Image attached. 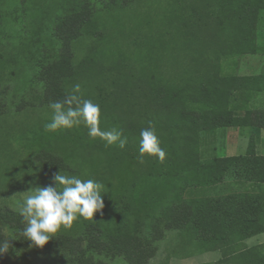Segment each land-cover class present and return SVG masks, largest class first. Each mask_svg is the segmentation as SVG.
<instances>
[{
	"label": "rangeland",
	"instance_id": "obj_1",
	"mask_svg": "<svg viewBox=\"0 0 264 264\" xmlns=\"http://www.w3.org/2000/svg\"><path fill=\"white\" fill-rule=\"evenodd\" d=\"M87 5L102 10L105 25L94 26L66 54L53 30L67 11L85 10ZM259 6L247 2L243 12L237 0H140L124 13L114 0H0V205L19 211L27 191L56 187L54 176L60 172L102 184L109 176L106 166L112 153L90 142L85 127L51 133L44 130L52 115L49 104L42 100L46 80L66 83L69 90L80 83L83 98L100 105L101 122L123 129L133 122V111L143 105L148 111L157 108L160 87L165 90L190 75L211 72L256 80V91L249 99L240 94L232 101L246 122L207 133L190 165L197 171L193 183L198 187L179 175L177 181L166 183L165 197H203L213 210L228 212L243 225L251 219L264 221V5ZM180 19L181 38L172 54L160 61V79L148 75L153 71L143 76L147 71L145 49L137 44L142 32L165 27L174 31ZM236 35L243 36L246 49L228 57L213 56V60L198 64L187 49L189 37L216 46ZM51 155L63 157L67 168L49 171ZM134 167L136 170L137 165ZM128 169L133 171V164ZM113 178L111 187H104L103 197L123 188V180ZM107 205L94 220L79 218L53 239L80 236L91 225L109 229L121 215L116 212L111 218L109 213L124 203H112L110 212ZM5 231L10 245L4 264H62L47 244L41 248L30 241L15 249L10 231ZM179 242L176 232H169L150 264H210L229 253L224 247L186 257L177 252ZM250 248L264 254V231L245 234L237 250ZM97 258L109 264H128L121 257Z\"/></svg>",
	"mask_w": 264,
	"mask_h": 264
},
{
	"label": "trees",
	"instance_id": "obj_2",
	"mask_svg": "<svg viewBox=\"0 0 264 264\" xmlns=\"http://www.w3.org/2000/svg\"><path fill=\"white\" fill-rule=\"evenodd\" d=\"M139 1L121 0L120 3L119 0H114L124 13L128 12L132 3L134 5ZM247 2L254 7L264 5V0H237V6L245 12ZM108 5L113 6V3L109 2ZM101 12L102 10L97 11L96 7L87 5L85 10L67 11L62 16L53 35L60 41L64 53H69L74 42L89 33L94 26L105 25ZM182 21H178L174 31L166 30L165 27L155 32H142L137 44L145 49L143 58L147 63V71L143 76L153 71L148 75L160 79V61L172 54L175 43L181 38L178 31ZM195 40L199 43L189 37L187 49L198 64L213 60V56L219 59L232 53L238 54L247 46L242 35H236L229 42L216 46L197 36ZM42 85L46 86L42 100L47 104L62 101L70 91L65 86L66 83L56 79L46 80ZM256 86V80L251 77L211 72L201 76L190 75L184 82L167 85L165 90L160 87L155 110L148 111L143 105L144 107L133 111V122L123 127L127 137V144L123 149L118 144L105 146V142L99 138L93 140L89 137L90 142L98 143L101 149L112 153L107 163L109 166H106L109 176L104 178V187H111L110 180L113 177L123 180V188L115 195L110 196L108 192L107 198L103 197L104 204H108L106 209L110 212L112 203L124 205L112 208V211H116L109 213L111 218L116 212L121 215L118 219L114 218L109 229L91 225L86 226L80 236L65 235L60 239H52V244L49 241L47 246L55 249L62 264H109L106 260L97 258L102 255L121 257L128 264H150L158 253L160 242L169 232H176L180 241L177 252L186 257L195 252L226 247L225 252L229 253L219 262L210 264H264V254L259 251L253 248L237 250L245 234L264 231L263 220L251 219L243 225L228 212L221 214L213 210L203 197H165L168 192L166 190L169 189L166 183L177 181L179 175L188 179V183H193L196 179L197 171L190 165L199 155L201 142L207 133L245 124L244 113L238 111L232 101L240 94H246L249 99L256 91ZM105 117L111 118L109 115ZM148 122L155 127L160 145L166 153L163 163L155 157H146L143 164L137 160L139 133L148 126ZM101 127L111 130L114 126H109L102 119ZM132 164L133 171H129L128 167ZM134 164L137 165L136 170ZM47 168L49 171L60 172L67 166L63 157L51 155ZM182 171L186 174H181ZM193 184L198 187V183ZM262 216L264 217V210ZM24 227L19 211L0 205V243L8 241L5 231L8 228L13 240L11 245L15 249L27 246L26 243L30 241L23 236ZM5 262L6 253L0 255V264Z\"/></svg>",
	"mask_w": 264,
	"mask_h": 264
},
{
	"label": "clouds",
	"instance_id": "obj_3",
	"mask_svg": "<svg viewBox=\"0 0 264 264\" xmlns=\"http://www.w3.org/2000/svg\"><path fill=\"white\" fill-rule=\"evenodd\" d=\"M48 107L52 115L50 122L44 124L46 132L83 126L91 139L99 138L105 146L118 144L123 149L127 144L123 129H102L101 107L83 98L80 83L73 84L62 101H52ZM139 137L138 162L143 164L146 157H155L163 163L166 153L151 122L140 130ZM54 183L56 187L49 185L27 191L19 208L25 223L23 236L33 246L42 248L62 229H70L74 221L94 220L95 214L104 208L102 192L105 189L101 182L60 172L54 176ZM9 245V241L0 243V255L9 250Z\"/></svg>",
	"mask_w": 264,
	"mask_h": 264
}]
</instances>
